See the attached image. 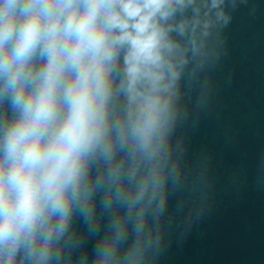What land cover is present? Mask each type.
Segmentation results:
<instances>
[{
  "label": "clouds",
  "instance_id": "obj_1",
  "mask_svg": "<svg viewBox=\"0 0 264 264\" xmlns=\"http://www.w3.org/2000/svg\"><path fill=\"white\" fill-rule=\"evenodd\" d=\"M221 3L202 15L196 0H0V103L12 112L0 121V264H54L74 214L95 230L97 193L105 211L125 214L110 215L93 264L140 259L149 210L164 207L186 62L171 33L198 52L212 10L227 22Z\"/></svg>",
  "mask_w": 264,
  "mask_h": 264
}]
</instances>
